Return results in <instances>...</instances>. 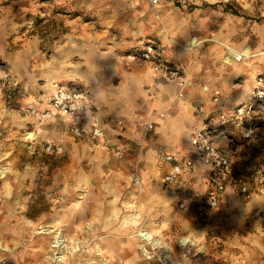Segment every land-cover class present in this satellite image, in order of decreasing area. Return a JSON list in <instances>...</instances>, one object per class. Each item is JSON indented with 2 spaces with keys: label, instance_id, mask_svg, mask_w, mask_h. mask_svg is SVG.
Returning a JSON list of instances; mask_svg holds the SVG:
<instances>
[{
  "label": "rangeland",
  "instance_id": "374dc122",
  "mask_svg": "<svg viewBox=\"0 0 264 264\" xmlns=\"http://www.w3.org/2000/svg\"><path fill=\"white\" fill-rule=\"evenodd\" d=\"M73 1L72 5L56 6L55 0H0V264L16 262L19 255L26 261L18 264H69L70 259V264H164L170 247L172 257L182 264H191L192 259L206 263L201 261L205 257L226 264L215 253L229 246L239 248L231 245L238 241L248 243L252 254L264 252L256 244L264 235V203L257 201L264 198L262 195L244 197L228 191L220 208L200 215L195 224L201 238L197 240L200 254L190 259L183 256L179 242L186 234L174 217L182 211L175 207L174 221L162 225L163 218L155 212L158 205L146 199L147 190L157 188L144 177V172L155 164L147 140L156 121L165 117L172 106L181 107L183 99L138 122L123 118L126 134L121 141L133 142L131 150L107 149L79 140L60 115L42 121L27 111L42 109L33 105L38 90L47 85L82 88L84 84L74 71L80 68L89 48L105 43L100 36H68L70 29L81 28L82 19L97 18L94 6H86L93 0ZM56 12L69 13L74 24L56 20ZM247 13L249 34L243 39L254 50L264 49V15ZM87 39L91 47L86 46ZM243 55L264 56V51L252 53L246 48ZM136 62L140 67L146 63ZM261 74L264 71L257 74L256 80ZM182 89L178 85L176 93L181 95ZM213 118L211 125L216 122ZM246 122L256 129L254 139L217 130L216 144L234 155L236 175L254 191L257 171L264 174V113L257 109ZM149 123L153 127L149 128ZM131 132L137 139H132ZM22 189L25 191L21 195ZM8 190L7 205L3 202L9 201ZM133 216L134 225H127L125 219ZM150 222L161 228L154 236L162 239L161 249L135 235L138 228H148ZM58 238L63 248L54 250ZM17 243L23 246L16 249Z\"/></svg>",
  "mask_w": 264,
  "mask_h": 264
},
{
  "label": "crops",
  "instance_id": "0c3cea01",
  "mask_svg": "<svg viewBox=\"0 0 264 264\" xmlns=\"http://www.w3.org/2000/svg\"><path fill=\"white\" fill-rule=\"evenodd\" d=\"M111 1H87L88 8L94 6L93 14L97 18L94 21L82 19L80 29L69 30L68 36H100V40L103 38L105 41L103 46L100 43L97 48H89L80 68L74 72L84 84L81 87L96 100L94 111L104 120L126 118L138 122L154 116L159 108L167 110L171 102L183 99L181 107L172 106L165 117L156 121L155 130L147 140L148 153L155 164L144 172V177L147 182L157 186L156 189L147 190L146 199L158 205L155 212L163 218L162 225H170L169 221H174L175 207L182 211L174 217L178 219L179 229L186 234L184 237H191L196 245L191 254H185L181 248L182 253L186 259L196 258L200 254L197 240L201 238L195 231V224L200 215L218 209L210 208L206 201L211 190L208 168L198 161L192 171L184 172L176 186V193L171 194L163 181L164 174L170 169V163L164 157L171 154L178 162L189 157L195 159L191 139L204 127L206 118H217L220 114L231 112L247 99L255 86L257 74L264 71V56L247 58L243 52L246 48L252 53L264 49L260 47L254 50L244 41L250 27L245 15L247 11L264 15V0H230L228 3L223 0H159L158 4H153L152 0ZM58 3L68 6L74 1L55 0L56 6ZM107 4L113 7H106ZM68 10L70 8L67 7ZM67 12H56L53 17L73 25L74 19ZM95 21L97 24L92 23ZM89 42L90 39L87 47H91ZM146 43L155 44L162 62L185 70L188 82L183 86L181 95L176 93L177 82L165 80L163 70L155 72L150 63L146 62L140 67L136 61L127 58L128 52H135ZM54 89L53 84L40 88L33 106L48 109ZM201 109L204 111L201 112ZM61 117L71 131L68 118ZM89 124L87 120L83 133L73 134L74 138L92 141L107 149L134 148L133 142L123 144L121 141L126 130L122 136L109 135L106 140L100 141L90 135ZM129 135L133 140L138 137L132 132ZM228 191L220 206L227 200ZM255 195L264 197V192L251 191L244 197ZM257 201L264 203V198ZM148 228L161 231L152 222L148 223ZM260 238L256 242L259 249L260 246L264 248V235ZM231 245L239 248L229 246L224 252L215 253L216 257L222 261L225 259L226 264H264V252L252 254L250 246L244 241ZM170 248L166 249L170 252L165 258L167 264H182L172 257ZM191 261V264H217L215 258L209 257L201 258L206 263H197V259Z\"/></svg>",
  "mask_w": 264,
  "mask_h": 264
},
{
  "label": "built area",
  "instance_id": "2783aa9c",
  "mask_svg": "<svg viewBox=\"0 0 264 264\" xmlns=\"http://www.w3.org/2000/svg\"><path fill=\"white\" fill-rule=\"evenodd\" d=\"M223 1L225 3L230 2V0ZM152 3L158 4L159 0H152ZM127 58L130 61L150 63L153 71L160 72L163 70L164 78L177 82L179 86L183 87L188 82L183 68L171 66L159 59V51L153 43L144 44L137 51L128 54ZM95 106L96 100L88 90L59 86L51 94L48 109L33 107L27 108V111L42 121L52 119L57 115L64 116L68 118L72 131L77 135L83 133L88 120L90 122V135L95 139L104 141L109 135L122 136L125 130L124 119L104 120L94 111ZM257 109L264 113V74L257 77L256 84L247 99L237 105L233 111L220 114L216 118L215 125L208 123L211 117L206 118L207 122H205L204 127L197 131L191 139V145L196 154L195 159L189 157L183 162H178L171 154L164 157L165 161L170 163V169L164 174L163 181L171 194L176 193V186L181 182L184 172L192 171L195 164L200 161L208 168V182L211 190L207 194L206 201L210 208H219L222 198L228 190L245 196L249 195L253 188L243 178L236 175L234 170L235 157L230 151L220 148L216 144V137L219 134L216 131L219 130L220 134L225 131L237 132L242 139H254L257 133L256 129L248 126L246 121ZM200 111L203 112L204 110L201 109ZM231 121H234V124L231 125ZM148 127H153L152 123H149ZM254 191L264 192V174L260 170L256 173ZM141 236L145 241H151V238L145 234H141ZM179 245L185 250V254H191L196 247L195 241L184 240L183 238H181Z\"/></svg>",
  "mask_w": 264,
  "mask_h": 264
},
{
  "label": "bare ground",
  "instance_id": "6f19581e",
  "mask_svg": "<svg viewBox=\"0 0 264 264\" xmlns=\"http://www.w3.org/2000/svg\"><path fill=\"white\" fill-rule=\"evenodd\" d=\"M25 191V189H22V191H21V195L23 194V192ZM10 193L11 192H9V190H8V193H7V196H8V198H6L7 200H9V195H10ZM4 204H10V200L8 201V202H3ZM1 205V204H0ZM12 211V210H11ZM14 211H16V213H17V209H14ZM13 212V211H12ZM14 213V212H13ZM17 220V219H16ZM136 221V219H135V217L133 216V217H128V218H126L125 219V223L128 225H134V222ZM19 225V224H18ZM28 231V230H27ZM159 232H160V230L159 229H146V228H138V230H136V236H141V234H145V236H147L148 238H151V243L154 245V246H156V245H158L159 247H160V249L163 247V246H161V243H162V239L161 238H157V239H154L155 237L154 236H158L159 235ZM24 236H26L25 234H24ZM28 236V235H27ZM184 240H191V237H188V236H186V237H184L183 238ZM20 243H21V241H20ZM1 244V243H0ZM62 244L63 243H61V240L58 238L57 240H56V242H55V245H53L54 247H56V249H54V250H61L63 247H62ZM156 244V245H155ZM23 245H19L18 243H17V248L16 249H19L20 247H22ZM14 255H15V253H14ZM166 258H167V256L168 255H164ZM165 257L163 258V259H165ZM10 260H12V258H10ZM16 262H13V260H12V262L10 263V264H12V263H15V264H18V263H25V261H26V257L25 256H22L21 257V255H19L18 257H17V260H15ZM70 261H72L71 259L68 261V263L70 264L71 262ZM164 264H167L165 261H164Z\"/></svg>",
  "mask_w": 264,
  "mask_h": 264
}]
</instances>
